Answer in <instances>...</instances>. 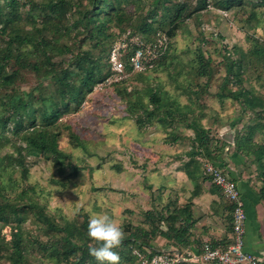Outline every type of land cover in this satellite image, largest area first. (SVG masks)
<instances>
[{"label": "trees", "instance_id": "obj_1", "mask_svg": "<svg viewBox=\"0 0 264 264\" xmlns=\"http://www.w3.org/2000/svg\"><path fill=\"white\" fill-rule=\"evenodd\" d=\"M234 4L250 10L248 30L262 22L256 7L263 6L264 0H0V264H26L25 253H30L34 246L57 264H99L88 252L89 246L95 243L87 236L89 214L78 213L76 218L59 223L55 216L47 213L46 204L29 194L31 187L27 182L31 167L28 159L38 156L55 159L64 155L59 143L60 132L56 130L59 121L69 113L78 112L88 95L110 75V49L126 32L145 41H155L159 31L170 38L168 50L152 69L143 72L146 74L164 66L179 29L187 19L195 16L203 38L196 48L199 66L195 63L196 57L193 62L197 76L207 82L212 58H205L203 53L204 32L212 23H199L200 13L216 6L223 17ZM222 37L219 34L217 39L222 40ZM248 39L253 42L249 52H241L236 60L237 67L233 60L227 62V76L217 94L220 98L241 101V109L245 112L247 109L264 110V96L244 88L247 80L242 76L246 65H253L251 57L264 63V39L259 41L251 35ZM224 50L226 58H231L227 46ZM130 68L128 63L127 69ZM29 75L35 78V83L26 90L23 85L28 83ZM232 78L242 84L241 89H228ZM258 79H262L261 75ZM127 80L106 85L104 89L116 88ZM206 82H199L200 88L194 89V94L199 96ZM149 94L152 107L137 101L123 106L121 113H128L129 108L135 112L136 105L144 106L145 115H136V123L139 130L145 127L152 131L150 140L169 145L176 141L188 143L189 147L183 151L188 155L183 169L189 178L211 181L203 170L204 162L217 161L225 146L233 144L248 163L256 161L263 170L260 193L264 199V124L257 123L263 116L252 117L247 134L237 133L230 143L226 138H210L202 115L190 118L194 102L175 105L163 99L154 87ZM188 98L193 101L192 97ZM177 123H185L183 125L193 130L194 136L187 135L188 131L178 134ZM255 137H262V141H255ZM71 138L83 145L80 134L74 132ZM165 155L161 154V160ZM10 192L15 193V198L10 199ZM225 200L232 210L231 202ZM150 203L142 213L143 221L138 224L129 221L128 230L129 227L135 229L124 235L119 248L113 249L120 256V264H140L134 249H158L155 241L160 237L179 247L191 242L193 215L187 207L189 203L179 206L174 196L165 201L155 196ZM29 214H34L47 232L53 231L59 236L41 241L39 234L28 233L22 224L25 225ZM11 222L17 224L7 240L1 233ZM229 242L212 243L228 245ZM6 256L8 259L4 262Z\"/></svg>", "mask_w": 264, "mask_h": 264}, {"label": "rangeland", "instance_id": "obj_2", "mask_svg": "<svg viewBox=\"0 0 264 264\" xmlns=\"http://www.w3.org/2000/svg\"><path fill=\"white\" fill-rule=\"evenodd\" d=\"M242 7L234 4L223 17L216 6L200 13L199 23H212L204 32L203 45L205 58H212L208 83L197 76L195 68V63L198 64L197 49L202 34L200 25L193 16L179 29L161 69L146 74L134 73L116 88L111 86L104 90L94 89L78 112L61 118L56 130L60 132L59 143L64 155L55 159H46L43 156L28 159L31 173L27 185L33 188H30L29 194L41 204H46L47 213L55 216L59 223L76 218L78 213L87 212L89 217L108 214L121 226L125 235L135 229L129 227V231L126 224L129 221L134 224L143 221L142 213L150 206L155 196L159 197L160 194L164 197V193L168 196V190L165 192L159 187L155 189V184L161 186L159 183L165 181L161 172L158 173V170H161L160 164L153 162L161 157V153L156 149L158 144L150 140L152 131L149 132L145 127L139 130L136 123V115H145L143 110L146 107L136 105L135 112L129 108L130 113H121L123 106L128 107L137 101L150 106L151 87L158 89L163 99H168L175 105L194 102V112L190 118L202 115V123L209 130L210 138L233 139L237 133L246 135L251 118H255L256 114L263 116L257 119V123L264 124V110L247 109L245 112L241 109V101L228 97L220 98L217 95L227 76V62L233 60L234 67H237L236 60L238 61L241 52H249L253 42L248 39V35L260 39L259 41L264 39V5L256 7L262 22L249 30L250 10L245 11ZM219 34L223 36L222 40L217 39ZM1 43L0 39V45ZM226 46L231 58L224 55ZM251 58L253 65H246L242 73L243 79L247 80L243 87L252 89L256 95L264 96V63L255 57ZM259 75L261 80L258 79ZM27 79L28 83L23 85L26 90L35 83L32 75ZM199 82H206V85L197 96L194 89L200 88ZM238 88L241 89L242 84L232 78L228 89L234 91ZM188 97H192L193 101ZM183 124L181 129H187ZM158 131L160 130L157 129ZM187 131L189 130L185 132ZM74 132L82 136L83 145L71 138ZM188 134L194 136L193 130ZM256 140L262 141V137H255ZM175 149L173 148L174 151ZM165 171L169 172L168 168ZM173 182L168 180L169 184L166 183L165 188L169 189L170 183ZM9 197L15 198V193L10 192ZM24 223L22 226L28 233L33 236L39 234L41 241L59 236L56 232H47L44 226L39 225L34 214H29ZM16 224L17 222H11L3 227L1 234L7 240L11 238ZM33 248L30 253H25L26 264H57L36 246ZM7 259V256L4 257V262H7Z\"/></svg>", "mask_w": 264, "mask_h": 264}, {"label": "crops", "instance_id": "obj_3", "mask_svg": "<svg viewBox=\"0 0 264 264\" xmlns=\"http://www.w3.org/2000/svg\"><path fill=\"white\" fill-rule=\"evenodd\" d=\"M175 127L178 134H183L188 129H181L182 123ZM187 135L190 136L191 134L187 133ZM227 140L229 141V139ZM161 142L163 141H160L156 149L161 154L166 155L163 160L159 155L160 159L158 158L153 162L160 164L161 170H158V173L161 172V177L165 181L159 183L161 186H158V183L155 184V189L159 187L165 192L168 190L169 194L167 197L166 193H164V197L159 194L157 199L165 201L167 198L174 196L179 206H187L189 203L190 205L187 207L192 211L193 225L191 227L190 244L182 247L170 245L163 237H160L155 241V245L158 248L183 250L187 247L199 248L207 240L217 244L229 242V237L232 235L230 204L211 181H201L200 178L194 180L188 177L183 169V164L188 160V155L183 151L189 147L188 143L176 141L169 145ZM177 146L179 148L175 149ZM214 162L222 166L237 180L247 214L245 250L259 256L264 261V199H262L260 193L263 185V170L259 168L256 161L248 163L246 157L231 145L225 146L221 156ZM167 168L169 172L165 171ZM168 180L174 181L173 184L170 183L169 189L165 188ZM163 182L165 183L163 184Z\"/></svg>", "mask_w": 264, "mask_h": 264}, {"label": "built area", "instance_id": "obj_4", "mask_svg": "<svg viewBox=\"0 0 264 264\" xmlns=\"http://www.w3.org/2000/svg\"><path fill=\"white\" fill-rule=\"evenodd\" d=\"M171 41L167 33L159 31L155 41H145L130 32L124 33L112 45L109 52L110 75L95 87L103 90L106 85L120 83L134 73H143L168 50ZM129 63L130 69H127ZM203 170L221 195L229 200L232 208V235L228 245H213L205 241L199 247L134 249L140 264H264L257 255L245 250L247 214L238 182L222 166L207 160Z\"/></svg>", "mask_w": 264, "mask_h": 264}, {"label": "clouds", "instance_id": "obj_5", "mask_svg": "<svg viewBox=\"0 0 264 264\" xmlns=\"http://www.w3.org/2000/svg\"><path fill=\"white\" fill-rule=\"evenodd\" d=\"M87 236L95 242L88 248L89 255L99 264H120V256L113 249L120 247L124 233L108 214L90 215Z\"/></svg>", "mask_w": 264, "mask_h": 264}, {"label": "water", "instance_id": "obj_6", "mask_svg": "<svg viewBox=\"0 0 264 264\" xmlns=\"http://www.w3.org/2000/svg\"><path fill=\"white\" fill-rule=\"evenodd\" d=\"M230 140V139H229ZM232 140V139H231Z\"/></svg>", "mask_w": 264, "mask_h": 264}]
</instances>
